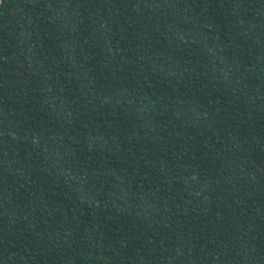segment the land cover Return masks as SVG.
Segmentation results:
<instances>
[{"label": "trees", "instance_id": "obj_1", "mask_svg": "<svg viewBox=\"0 0 264 264\" xmlns=\"http://www.w3.org/2000/svg\"><path fill=\"white\" fill-rule=\"evenodd\" d=\"M0 264H264V0H0Z\"/></svg>", "mask_w": 264, "mask_h": 264}]
</instances>
